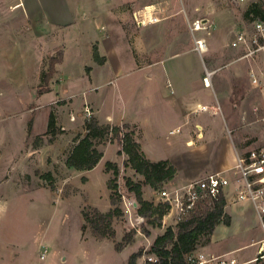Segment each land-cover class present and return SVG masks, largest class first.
Returning <instances> with one entry per match:
<instances>
[{
  "label": "rangeland",
  "instance_id": "374dc122",
  "mask_svg": "<svg viewBox=\"0 0 264 264\" xmlns=\"http://www.w3.org/2000/svg\"><path fill=\"white\" fill-rule=\"evenodd\" d=\"M252 2L264 5V0H244L239 5L243 9ZM96 3L103 5L105 2L97 0ZM36 4V0H0V170L4 169L3 174L0 173V196L12 194L1 204L2 210L0 207V264H129L136 253L139 255L135 264H143L155 237L175 223L172 217L164 216L162 226H159L156 215L140 216L132 206L126 212V204L120 198L115 205L120 212L112 220L113 238L97 237L91 226L85 223L84 212L93 216L95 210L108 212L113 207L110 199L113 190L108 188V181L114 178V171L107 170L105 162L108 159L120 168L117 194L132 199L134 194L128 190L126 179L144 180L125 164L126 157L118 153L119 140L114 138L112 141L105 139L97 146L106 153L93 170H76L66 164L77 138L86 133V121L96 117L94 102L88 98V93L96 97L100 117L106 120L110 116L108 121L112 122L134 113L143 117L146 110L136 108L143 95H148L151 110L159 109L158 102L178 98L189 89L195 90L194 95L208 105H217L218 98L223 106L222 111L209 118L213 133L218 138L225 136L232 148L231 138L236 140L237 132L243 135L241 144L246 143L242 151L264 135V98L249 85L240 88L238 81L237 87L231 85V74L236 72L233 67L240 69L241 63L230 64L227 69L219 71L209 84L204 80L208 59H201L197 52L172 59L167 56L170 40L183 39L178 49L191 47L186 15L193 19L194 11L188 5H185L186 12L182 10L168 22L138 26L135 17L138 12H134L133 18V10L128 8L117 17L116 12L110 11L114 15L108 17L110 12L78 11L74 9L77 5L71 8L65 0L62 6L46 0L47 9L43 10H38ZM39 5H42L41 1ZM172 5H180V0H174ZM235 5L241 11L239 5ZM46 10L61 21L49 20ZM222 16L223 21L219 22L216 32L212 34L214 30L210 29L211 32L205 33L212 47L225 45L232 33L244 24L239 20L231 24L226 15ZM65 21L68 24H64ZM93 21L96 22L94 27L90 26ZM57 22L62 23L56 25ZM102 23H105L103 28ZM132 24L135 33L130 32ZM94 29L100 43L107 49L109 68H113L110 72L107 67L95 68L94 83L112 78V82L99 85L98 91L90 88L93 85L92 68H87L94 59L93 45H99L90 33ZM170 30L180 35L171 36ZM139 34L152 35L157 48L140 56L139 46L135 43V36ZM166 68H169L170 81L164 73ZM173 68L182 70L175 72ZM138 69L141 70L136 72ZM49 72L52 75L47 78ZM148 72L154 75L150 83L145 80ZM169 82L171 85H167ZM254 106H258L257 112ZM87 107L91 116L85 114ZM52 111L60 131L53 141H49V137L39 136L47 130ZM202 121L199 113L191 116L189 124L182 125L178 132L169 133L171 127L159 129L165 147L177 142L185 154L181 158L187 159L190 148L187 149L186 139L188 134L199 138L196 123ZM129 125V129L123 130H134L136 137L137 127ZM229 129L233 131L230 133ZM5 152H9L8 156H4ZM233 157L236 162V154L231 153L228 162ZM182 167L187 170V166ZM47 173L51 175L45 176ZM7 174L11 176V186L4 187ZM166 184L157 190L143 182L144 198L158 204L159 191ZM233 190L227 193V203ZM206 205L200 208L204 209ZM255 216L247 220L248 230L234 232L232 228L227 231L220 229L221 226L213 236L202 239L198 248L215 254L225 253L241 264H264V259L244 262L257 256L259 243L254 241L264 237Z\"/></svg>",
  "mask_w": 264,
  "mask_h": 264
},
{
  "label": "crops",
  "instance_id": "0c3cea01",
  "mask_svg": "<svg viewBox=\"0 0 264 264\" xmlns=\"http://www.w3.org/2000/svg\"><path fill=\"white\" fill-rule=\"evenodd\" d=\"M36 1H37L36 6H38V10L39 9L43 10L44 8L47 9V7L45 6L46 0H36ZM40 1L42 2V5H39ZM51 1L57 3V5H60V6H62V3H63V0H51ZM65 1L68 3L69 6H71V8H73L74 5H77V8H74V9L78 11L79 10L80 11L97 10L96 13L97 12L109 13L111 11V12L117 13L115 14V17L119 16V14H122L121 13L122 10L124 11L127 8L128 10L129 9L133 10V14L131 15L133 16V18H134V12H140L142 10H147V9L148 10L155 9L159 11L163 9L165 13L168 12L167 15L164 16L161 21L156 22V23H150L149 25H154V24L161 23L163 21L170 20L173 17H176L177 14L181 13L182 10L186 12L185 5L190 6V8L193 9L194 11V15H193V19H190L186 15V20H187L186 27L192 39V44L190 42L191 47L187 46V47L178 49V47H180V42L183 39L175 40V42L174 40H170L169 42L170 49H168L167 56L171 59L177 56H181L184 53L197 52L194 49V39H193V35L190 30V22H192L193 20L202 19L204 22H207L208 24H210L211 25L210 29L214 30L212 34L216 32L219 22L223 19V16H222L223 14L228 17L229 22L231 24H235L234 20L235 21L239 20V22L243 21L244 24L240 27V29H237L232 33V35L230 36V38L228 39L225 45H221L219 47L215 45V47H212L208 40V50L204 53V57L205 59H208L210 66H212L214 69L220 68V66H225V67H222L219 71H222L225 68L227 69V67L230 64L241 63L240 65L241 66L243 65V66L240 69L233 67L235 68L236 72H233L234 74L233 73L231 74L232 76L231 85L233 84L235 87H237L236 82L238 81L240 82L238 84L240 88H244V87L248 88V85H249L250 88L256 89L252 86L251 80L249 78V69L251 67V62L247 60H240L238 62H233V60L238 55V50H235L231 48L230 46V42L235 37V34L238 31L242 30L244 25L247 24V22H250L249 20L245 19V16H244V13L249 5L243 9L239 5L243 1L228 0V2H226V0H180V5H175V7L172 5L174 3V0H104L105 3L103 5L98 4L99 2L96 3L97 0L96 2H94L95 0H85V1L84 0H65ZM18 4L20 5V3ZM235 4L239 5V7L241 8V11L240 9L237 10V8L234 7L236 6ZM35 7L34 9H36ZM172 9H173V12H172ZM47 12L49 15L48 16L49 20L61 21V20L56 19L54 16H52L49 13V11ZM107 15L108 17L109 15H111L110 17H113L114 14L112 15L111 13ZM70 20L73 22V19H70ZM92 20H89V21L91 22ZM71 21H69V24ZM61 23L57 22L56 25L61 24ZM66 23L68 24L67 21L64 22V24ZM95 23L96 22L93 21L90 26L94 27ZM104 25L105 23H102L100 26L104 27ZM169 25L173 26V24H169ZM95 31H96L95 29L90 31V33H92L91 36L94 37V39H96L95 41H99V45L97 46L99 48L100 54L106 57V61L103 64H99L95 62L94 59L92 63L89 64V67L92 68L91 78H92V83H93V85L90 88L92 89L95 88L97 90L98 89L97 87L99 85H104L105 83L112 82V78L108 79L107 81L106 79L105 80L102 79L100 81H95L94 83L93 72L95 68L99 69L100 66L107 67L109 72L111 71L110 69H113V68H109L111 64H110V57L108 55V52H106L107 49L105 45L103 46V44L100 43L101 41L95 35ZM130 32L135 33L133 24H132V28ZM96 33L98 34L97 31ZM189 33H188V36H189ZM169 34L173 36L174 34L177 35L178 33H175L173 30H170ZM199 35L203 36L206 34L205 32H201L199 33ZM103 37L104 35H102V38ZM155 41H156L155 38L150 34H148L147 36L146 34H144V36H142L141 34L136 35L135 43L137 44V46H139V49H140L139 55L140 56L145 55L146 54L145 51H149V52L154 51V48L155 49L157 48L156 45L154 44ZM206 53H207V56L205 55ZM201 59L203 58L201 57ZM148 62H152V61L149 60ZM151 64L152 63H149V65ZM140 70L141 69H138L136 72H139ZM172 70H174L175 72H178V71L181 72L182 68H173ZM168 71H169V68L164 69V73L167 78V81H170L171 78H170V74ZM219 71H217L215 75ZM108 76L109 75H107V77ZM147 76L148 77L145 78V80L147 83H150V81L154 78L153 72H148ZM168 84L171 85L170 82L167 83V85ZM148 92H149V89H148ZM194 92L195 90L190 91L189 89L188 91H183L181 96L178 98H171L168 100L160 101L158 102L159 109L157 110L150 109V107H152V105H149L151 104V101L148 99L147 97L148 95H143V99L138 101L136 108H144L146 110L145 115L141 117L134 113L132 116L128 118H121L118 122L108 121L109 118H111L110 116L108 117V119L106 117V120L102 119L99 115V105H98V101L96 97L94 98L92 93H88L89 95L88 98L94 102V106H95L94 114L100 123L120 124V123L126 122V123H130L134 125L135 127H137L136 138L138 142L141 144L142 149L145 152L146 156L150 160L159 161L163 159H169L177 167V174L172 180L168 181L166 184L168 185V187L171 186L170 188L173 189V188L182 187L198 178L206 176L209 173L224 172L225 174L233 177L234 175H233L232 168L235 165V160L233 157L232 161L228 162L229 160L228 156L230 153L232 155V154H236L237 150H242L243 145L246 143L244 142L243 144L242 142L241 144V141H242L241 139L243 135H239L238 132L236 134V138H237L236 140L231 138L234 149L232 148V146H230L229 141H226L225 136H222L220 138L216 137L215 133H213L212 126L209 124V122H211L209 118L214 116V114H217L219 111H222L223 105L221 103V100L217 98L216 99V102L218 103L217 105L216 104L208 105L200 99L201 97L195 96ZM203 105H207L208 109L206 110L201 109ZM255 107L256 106H254V108ZM199 113L202 115V120H203L201 123H198V122L196 123L197 128L199 129V132H198L199 138L192 137L191 134H188V137L186 139V145L188 147L187 149L189 148L190 149L187 150L186 154L189 156L187 157V159L181 158V156L185 154H184V151L180 150L179 144L176 142L172 146L165 147L166 144L164 143V139L162 137V134H160L159 129L163 128L164 130H166L168 127H171V129L168 132L173 134L175 132H178V130L180 129L182 125H188L189 119L191 118V116H194L195 114L198 115ZM47 129H48V126H47ZM203 129H204V133L202 132ZM172 130H175V131L172 132ZM192 133H193V130H192ZM24 134L25 133H23L22 136H24ZM262 136H260V138H258L257 140L262 139ZM101 151L103 152L102 158H104L106 152L104 150H101ZM226 152H227V157H224L226 155ZM8 154L9 152L8 153L5 152L4 156H8ZM10 154H12V152ZM122 155L126 157L127 159V156L125 153H122ZM102 158L95 167H97L101 163ZM107 161H112V160L108 159ZM106 162H105V165H106ZM183 165L187 166L186 171L183 170V167H182ZM93 169L86 170V171H91ZM3 170L4 169L0 170L1 174H3L2 173ZM4 177H5V181L3 182L4 187L11 186L10 184L11 176L7 174ZM0 178L2 177L0 176ZM106 182H107V176H106ZM166 185H164L163 188L167 189ZM15 193L18 194L17 191ZM11 195L12 194L8 193V194H2L0 196V207L2 206L1 204L3 202L8 201V198ZM232 196H234V193L233 195H231V199L229 203H227L226 205V209H227L226 211L231 215L232 222L230 225H225V224L218 225L215 232L221 226H223V228H220V229H227V231L232 228H234V232L246 231L249 228L247 220L249 218L252 219V217L256 215L254 212V208L250 202H247V201L235 202ZM2 209L3 207H1V210ZM260 240L261 238L254 242L259 243ZM257 253H258V249H257ZM219 254H222V253H219ZM255 258L256 256L252 257L251 259L245 260L244 262L254 260Z\"/></svg>",
  "mask_w": 264,
  "mask_h": 264
},
{
  "label": "trees",
  "instance_id": "16d2710c",
  "mask_svg": "<svg viewBox=\"0 0 264 264\" xmlns=\"http://www.w3.org/2000/svg\"><path fill=\"white\" fill-rule=\"evenodd\" d=\"M244 16L249 21L255 18L264 20V5L260 2H252L246 9ZM93 58L99 64L106 61V57L100 54L97 44L93 45ZM87 68L90 69L89 66ZM50 74V72L47 73V78L50 77ZM44 78L46 79V75H44ZM129 126V123L126 122L121 125L100 123L96 117L87 120L85 124L86 133L77 138V143L70 151L66 164L76 170L93 169L103 157V152L97 146L105 139L110 138L112 141L114 138L119 140L118 153H125L127 156L125 164L142 175L145 184L158 190L163 183L175 177L177 167L169 159L150 160L137 141L134 130H123L124 128L129 129ZM59 131L56 115L52 111L48 120V129L43 136L39 137L46 136L49 137V141H53ZM110 134L112 135L110 136ZM106 168L114 171V178L108 181V188L113 190L110 195L113 207L108 212L95 210L93 216L89 212H84L83 215L85 223L91 226L97 237L113 238L115 230L112 227V220L115 214L120 212V208L115 207L118 198L121 199V194H117V177L120 168L111 161L106 162ZM50 175L47 173L45 176L49 177ZM143 182H134L131 178L126 179L128 190L134 194L132 199L136 201V213L144 217L156 215L160 220L159 226H162L161 221L167 213L169 205L162 202L155 204L145 199L142 191ZM226 205L227 200L224 196L213 199L210 204L205 206L206 208L198 209L175 226H167L162 233L155 237L148 252L158 256V264H188L187 255L199 247L202 239L210 238L218 225L231 224L232 217L225 210ZM138 255V253L132 255L129 264H135Z\"/></svg>",
  "mask_w": 264,
  "mask_h": 264
},
{
  "label": "built area",
  "instance_id": "2783aa9c",
  "mask_svg": "<svg viewBox=\"0 0 264 264\" xmlns=\"http://www.w3.org/2000/svg\"><path fill=\"white\" fill-rule=\"evenodd\" d=\"M244 1V0H238ZM167 14L163 9L142 10L135 14L139 25L156 23L163 19ZM245 25L242 30L235 34L230 42L231 48L238 50V55L233 62L247 60L251 62L249 78L251 84L262 94L264 98V20L255 18ZM211 25L202 19H195L190 22V30L194 39V49L204 59V53L208 50V41L205 35L200 36L201 32H210ZM222 67L214 69L205 64L204 80L211 84L213 77ZM201 109H208L203 105ZM258 106L254 108L257 112ZM85 114L91 116L90 108L85 109ZM175 130H172L174 132ZM233 130L229 129L231 133ZM233 177L224 172L209 173L204 177L198 178L182 187L173 189H161L159 191L160 202L169 205L165 217H172L175 225L192 213L200 209L201 206L208 204L213 199L222 196L226 198L229 190L234 188V201H247L253 206L259 224L264 233V135L262 139L253 141L246 148L236 151V162L232 168ZM128 198V199H127ZM126 195L121 196L125 202V211L130 208L135 209L134 200ZM164 223H166L164 221ZM46 249L41 254L45 256ZM264 259V237L259 241L257 256L254 260ZM188 264H241L235 257H227L225 253L215 254L197 248L187 255ZM157 255L148 252L143 264H158Z\"/></svg>",
  "mask_w": 264,
  "mask_h": 264
},
{
  "label": "water",
  "instance_id": "95a60500",
  "mask_svg": "<svg viewBox=\"0 0 264 264\" xmlns=\"http://www.w3.org/2000/svg\"><path fill=\"white\" fill-rule=\"evenodd\" d=\"M134 206H136V201H134Z\"/></svg>",
  "mask_w": 264,
  "mask_h": 264
}]
</instances>
